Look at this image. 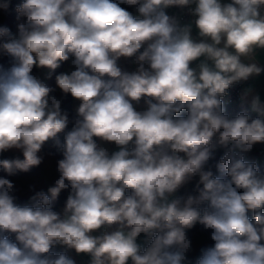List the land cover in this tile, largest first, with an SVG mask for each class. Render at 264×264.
Here are the masks:
<instances>
[{
    "label": "clouds",
    "instance_id": "9594fccd",
    "mask_svg": "<svg viewBox=\"0 0 264 264\" xmlns=\"http://www.w3.org/2000/svg\"><path fill=\"white\" fill-rule=\"evenodd\" d=\"M13 11L15 31L0 24V264H264V168L250 157L264 99L249 83L264 75V0H0ZM49 145L57 179L19 203L10 177ZM197 226L211 241L198 250Z\"/></svg>",
    "mask_w": 264,
    "mask_h": 264
},
{
    "label": "trees",
    "instance_id": "16d2710c",
    "mask_svg": "<svg viewBox=\"0 0 264 264\" xmlns=\"http://www.w3.org/2000/svg\"><path fill=\"white\" fill-rule=\"evenodd\" d=\"M21 0H13V8L16 4L20 3ZM15 12L13 11L11 15L5 16L0 13V24H6L13 31H15ZM65 64V63H64ZM64 64H62L61 68H58L55 73L52 74L51 79H46V83L54 87L55 86V74L63 71ZM35 72H39V70H34ZM42 76L47 75V70H44L40 73ZM59 96V92L56 93ZM62 107L68 110L70 113L74 112L73 108V99L68 97L62 104ZM246 107V106H244ZM225 108L230 113H236L242 109V104L239 101H233L230 103H225ZM46 151H50L54 153L52 156L46 157L45 163L39 166L38 168H33L29 173H20L17 176L10 177V179L15 183L19 192L17 193L19 203H24L27 201L28 197L32 194L29 191L30 185H35L36 190H47V188L54 183L55 179L58 177V173L56 172V160L61 158L60 154L57 152L55 147L49 145L46 148ZM219 155H222L221 152L217 153V158ZM3 158H12L11 154H5ZM262 168H264L263 164H260ZM0 175H4V173L0 172ZM183 194V193H182ZM66 193H62L59 200L54 203V210L60 211L63 207L64 201L66 199ZM59 250V249H58Z\"/></svg>",
    "mask_w": 264,
    "mask_h": 264
},
{
    "label": "crops",
    "instance_id": "0c3cea01",
    "mask_svg": "<svg viewBox=\"0 0 264 264\" xmlns=\"http://www.w3.org/2000/svg\"><path fill=\"white\" fill-rule=\"evenodd\" d=\"M175 11V10H173ZM261 62L264 63V54H261ZM69 68V63H65L64 64V69L63 70H67ZM41 72H38V74H40ZM249 83H253L255 88L257 89V91H259L261 98L264 99V75L260 76L259 78H257L255 81H250ZM247 85H242L243 87H246ZM240 103V99L238 100ZM224 102L228 103L226 101V98H224ZM242 104V103H241ZM78 105L77 101L73 100V108L75 109V107ZM251 158H255L259 161L260 164L264 165V146H257L253 152L250 154ZM62 210V208L60 209V211ZM199 227V226H197ZM192 237V236H191ZM193 240V244L194 247L198 250L199 247L209 244L211 243V241L209 239H207L205 236L202 237H192Z\"/></svg>",
    "mask_w": 264,
    "mask_h": 264
},
{
    "label": "built area",
    "instance_id": "2783aa9c",
    "mask_svg": "<svg viewBox=\"0 0 264 264\" xmlns=\"http://www.w3.org/2000/svg\"><path fill=\"white\" fill-rule=\"evenodd\" d=\"M242 85L234 86L233 89L230 90V95L228 97H226V101L228 103L239 100V94H240V92L242 90ZM190 235L192 237L205 236L207 239H209V234L207 232H202L199 227H196L195 229H193L190 232Z\"/></svg>",
    "mask_w": 264,
    "mask_h": 264
}]
</instances>
